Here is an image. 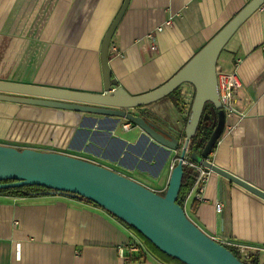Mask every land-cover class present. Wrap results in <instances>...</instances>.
Here are the masks:
<instances>
[{"label":"crops","instance_id":"0c3cea01","mask_svg":"<svg viewBox=\"0 0 264 264\" xmlns=\"http://www.w3.org/2000/svg\"><path fill=\"white\" fill-rule=\"evenodd\" d=\"M124 1L0 0V80L103 93L102 43ZM249 1L130 0L110 45L113 77L134 95L162 85ZM263 42L264 10L259 8L218 59V66L237 69L242 115L227 117L209 158L264 190ZM194 93L191 84L180 87L182 112L171 96L148 107L181 131V144ZM126 123L116 117L0 101V144L65 153L113 169L156 192L166 191L180 151L157 143L133 123L126 130ZM204 195L202 202L189 199L187 215L211 237L224 235L248 246L264 264V199L214 171ZM216 201L224 203L222 213L216 212ZM133 237L145 248L129 263L118 248ZM0 264L185 263L101 206L48 192L0 193Z\"/></svg>","mask_w":264,"mask_h":264},{"label":"water","instance_id":"95a60500","mask_svg":"<svg viewBox=\"0 0 264 264\" xmlns=\"http://www.w3.org/2000/svg\"><path fill=\"white\" fill-rule=\"evenodd\" d=\"M129 2L124 1L102 43L103 93L0 80V101L116 117L134 123L157 143L180 151L165 194L82 158L30 147L20 150L5 144H0V189L36 185L86 198L121 218L161 251L185 264H246L205 233L177 199L191 138L197 132L199 120L211 118L209 113H204L207 103L212 104L216 114V126L201 154L192 153L191 158L264 199L263 189L209 159L227 121L217 89L219 56L241 24L264 0H250L170 80L136 95L118 85L109 62L111 41ZM186 83L194 87L195 93L181 144V131L166 125L148 107ZM136 108L139 114L130 110Z\"/></svg>","mask_w":264,"mask_h":264},{"label":"built area","instance_id":"2783aa9c","mask_svg":"<svg viewBox=\"0 0 264 264\" xmlns=\"http://www.w3.org/2000/svg\"><path fill=\"white\" fill-rule=\"evenodd\" d=\"M260 9L264 10V4L260 7ZM170 23H171L170 21H167L166 25L168 26ZM161 30H163L162 26L158 28V31ZM148 37L149 39H153L154 34L150 33ZM262 46L264 48V42ZM150 48L152 50H155L157 47L155 44H152ZM113 51L114 54L119 53L118 49L115 46L113 48ZM239 61L240 60H238L237 62ZM238 78L239 77L236 68H234L233 70H226L224 69V67L222 68L217 65V79H216L218 80L217 89H218L219 99L221 101L222 108L225 111L226 117L242 115L241 112L239 111V108L237 107L238 92L242 87L241 81ZM130 126H131L130 122L124 124V128L126 130L130 129ZM184 164L193 168L198 173L195 183L193 187L190 188L191 190L187 194L184 201L183 207L186 211L187 203L190 198H193L194 200H198L200 202L205 200V195H204L205 184L212 170L208 169L201 163L193 160L185 159ZM223 208H224V203L222 201L215 202V210L217 213H222ZM212 238H214L216 242H220L226 247L229 246L235 248L239 253L238 258L243 262H245L246 264H249L252 251L249 249L248 246L235 243L231 241V239L228 236H224V235L213 236ZM144 248L145 247L143 245V242L137 237H133V239L128 243L119 246L118 251L120 256L123 259H126L130 263L134 259V255L136 253L142 252Z\"/></svg>","mask_w":264,"mask_h":264},{"label":"trees","instance_id":"16d2710c","mask_svg":"<svg viewBox=\"0 0 264 264\" xmlns=\"http://www.w3.org/2000/svg\"><path fill=\"white\" fill-rule=\"evenodd\" d=\"M112 77H113V75H112ZM173 93H174L173 96H171V95H168V96L169 97L171 96V98H173L175 104L177 105L179 110L182 112L183 107H182V102H181V98H180V95H181L180 89H176L175 91H173ZM211 106H212V104H210V106H208L206 108V105H205L204 113H209L211 115V118L209 120H207V119H204L202 117V119L199 120L200 123H199L198 129H197V132L191 138V141L189 144V150H188L189 154H192V153L201 154L203 147L205 146L206 142L208 141L210 135L212 134V132L216 126V122H217L216 114L213 111ZM217 143H216L214 149L216 148ZM18 148L20 150L24 149V147H18ZM214 149H213V151H214ZM187 156H188V153H187ZM186 159H188V158H186ZM197 176H198V173L196 172V170H194L193 168L184 164V173H183V178H182V185H181V189H180V192L178 195L177 203L181 204L182 206L184 205L185 198H186L187 194L190 192V190H191L190 188L193 187ZM48 192L53 193L56 191H54V190L52 191V189H48V188H45L42 186H36V185H28V186H22V187L0 189V193H10V194L19 195V196L39 195V194L41 195V194H45ZM165 192L166 191L158 192V193L164 195ZM81 198L85 199L89 202H92L86 198H83V197H81ZM92 203L94 204V202H92ZM137 232L140 233L139 231H137ZM146 240L149 241L147 238H146ZM227 248H229L237 257H239V253L237 252V250L235 248L229 247V246H227ZM249 264H260L259 254L251 253V258H250Z\"/></svg>","mask_w":264,"mask_h":264},{"label":"rangeland","instance_id":"374dc122","mask_svg":"<svg viewBox=\"0 0 264 264\" xmlns=\"http://www.w3.org/2000/svg\"><path fill=\"white\" fill-rule=\"evenodd\" d=\"M178 89H180V88H178ZM173 94H174V93L172 92V93L169 94V95L173 96ZM210 104H211V103H207V104H206V108H207L208 106H210ZM187 157L191 158V154H189V152H188V156H187Z\"/></svg>","mask_w":264,"mask_h":264}]
</instances>
